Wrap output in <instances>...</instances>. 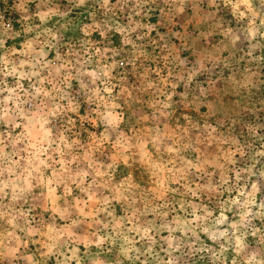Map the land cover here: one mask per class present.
Segmentation results:
<instances>
[{"label": "clouds", "instance_id": "1", "mask_svg": "<svg viewBox=\"0 0 264 264\" xmlns=\"http://www.w3.org/2000/svg\"><path fill=\"white\" fill-rule=\"evenodd\" d=\"M0 264H264V0H0Z\"/></svg>", "mask_w": 264, "mask_h": 264}]
</instances>
